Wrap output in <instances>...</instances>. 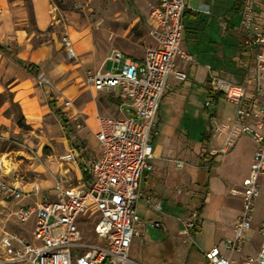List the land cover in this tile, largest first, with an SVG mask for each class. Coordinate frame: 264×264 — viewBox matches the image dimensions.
I'll return each instance as SVG.
<instances>
[{"label": "built area", "instance_id": "built-area-1", "mask_svg": "<svg viewBox=\"0 0 264 264\" xmlns=\"http://www.w3.org/2000/svg\"><path fill=\"white\" fill-rule=\"evenodd\" d=\"M185 9H191L187 0H157L149 10L148 35L153 43L144 48L140 59L112 48L104 61L111 62L113 71L96 70L86 76L85 82L92 90L118 98L117 111L123 107L127 110L122 116H96L99 152L87 165L88 183L82 180L68 185L64 177L57 176L49 188H43L37 182L23 184L0 178V199L14 204V218L19 222L33 218L31 238L22 231L1 232L0 264H138L128 257V250L131 238L137 234L133 225L145 228L147 224L139 219L136 203L140 179L152 168L155 115L169 78L179 82L187 78L184 69L176 66L175 58L191 59L179 49ZM238 31L251 61L240 82L208 74L210 93L220 94L235 106L228 123L219 120L214 124L213 135L218 141L208 154H226L241 134L250 137L254 148L247 175L238 190H231L241 202L232 234L221 247L212 245L203 251V264H235L242 244L249 241L247 231L264 178V0H242ZM61 43L66 57H74L71 40L66 36ZM36 81L49 84L43 73L36 75ZM60 159L72 161V150ZM182 165V161H175L177 168ZM24 199L30 202L20 203ZM152 207L161 210L159 202ZM196 218L195 211L178 218L180 232L188 234ZM80 225L88 226L94 241L83 239ZM149 225L160 226L158 222ZM256 233L258 250L240 255L239 264H264V216L256 224Z\"/></svg>", "mask_w": 264, "mask_h": 264}, {"label": "rangeland", "instance_id": "rangeland-1", "mask_svg": "<svg viewBox=\"0 0 264 264\" xmlns=\"http://www.w3.org/2000/svg\"><path fill=\"white\" fill-rule=\"evenodd\" d=\"M156 1L50 0L52 19L46 31L42 32L44 34L31 30L33 24L26 5L25 27L31 30V39L35 43L49 40L52 32H55L56 38L61 42L62 38L67 36V29H73L80 32L78 36L88 34L93 45L99 50L107 51L108 47H114L130 58L139 60L144 48L153 43L148 35L149 10ZM237 1L187 0L190 8L197 13L190 19L188 16L182 18L179 49L190 54L191 59L178 57L180 62L187 66L195 64L194 56L186 51L184 31L193 39L202 36L203 28L208 21L214 22L213 24L219 28L215 32L220 41L225 43L226 52L211 68L206 67L207 74L205 69L198 65L193 76L195 81L193 77L187 75L184 82L170 83L171 85L164 90L160 98L155 115L157 134L153 137L155 156L151 170L143 175L148 177V180L152 179L154 183H158L159 188H175L177 182V186L183 189L185 185L183 179L187 176L193 178L194 168L200 166L199 160L203 153L204 142L208 150L217 144L218 140L213 135L214 124L219 120L228 123L234 114V104L226 101L222 96L214 100L207 93L209 82L205 77L211 73L233 82H240L251 61L250 52L247 53L244 49L241 37H238L239 40L235 45L230 43L232 37L230 38L226 31H223V26L227 24L230 16L231 24L238 27V12L235 9ZM201 5L207 6L208 14L205 12L206 8L200 9ZM236 31L239 33L238 28ZM61 47L65 55L63 45ZM71 59L74 58L71 57L69 61ZM6 66L7 64L3 68L0 67V93L5 99L0 105V178L17 180L23 184L30 182L46 184V181L55 178V167L51 165L58 163H62V166L66 165L60 159L65 146L78 145L80 160L84 162L94 156L97 145L94 144L93 148H90L85 138L83 139L82 133L86 123L82 116H76L67 127H64L59 117L48 110L47 104L43 107L45 111L38 109L37 117L32 121L23 116L22 108L13 99V90L10 89V81L19 76L18 71H11L12 77H10ZM103 70L113 71L110 61L104 64ZM86 75L87 71L83 77L86 78ZM84 84L86 85V82ZM34 86L47 89L48 95L51 93L53 83L38 84L35 78ZM248 88L252 89L251 83ZM8 98L12 99L13 104L6 100ZM206 102H209L208 106ZM118 111L120 116L127 114L126 107ZM20 115L23 117L21 124L18 123ZM78 124L82 127H78ZM238 137L232 149L224 155L216 156V161L212 164L210 192L201 217L197 214V222L201 218L202 222L195 231H190L188 234L181 233L178 221V218H185L192 211L196 212L191 204L187 203L186 209L181 211L177 204V196L169 191L158 199L161 200V210L157 211L152 207L157 197L150 196L148 203L147 192L142 186L136 209L139 219L147 224L145 228L133 225L137 234L131 238L128 250V257L132 261L138 264H203V251L212 245L221 247L222 242L232 233V224L241 206L240 197L231 195L233 194L231 190L239 189V183L246 174L253 148V142L246 134ZM219 141L221 142V139ZM177 160L183 162L180 168L175 166ZM68 180L70 185L78 184L75 176ZM263 180L264 178L261 181ZM261 191L264 193V183H260V193ZM260 193L254 203V216L264 212V202ZM184 194L188 196L195 194L191 182L186 186ZM203 194L204 192H201L197 197H202ZM11 210L9 203L0 201V234L4 230H15L22 231L27 238H31L33 218L19 222L14 218ZM156 220L163 221L167 228L149 225ZM177 223L179 226L176 225ZM79 229L83 231L84 240L94 241L92 233L87 230L88 226L80 225ZM257 236L249 232V241L243 244V253L247 251L254 253L251 246L258 245Z\"/></svg>", "mask_w": 264, "mask_h": 264}, {"label": "crops", "instance_id": "crops-1", "mask_svg": "<svg viewBox=\"0 0 264 264\" xmlns=\"http://www.w3.org/2000/svg\"><path fill=\"white\" fill-rule=\"evenodd\" d=\"M237 2H240V0H238ZM237 2L235 4V9L238 12V22H239L240 7L237 6ZM31 3H32V16L35 27L39 29L40 32L41 31L44 32L51 24V19H52L51 18L52 7L50 0H42V3L40 0H31ZM202 8L203 9L206 8L207 10L205 12L207 14L209 13L206 5H201L200 9L202 10ZM188 10L194 12V10L192 9H188ZM190 18L191 17H189V19ZM206 20L208 21V19ZM25 23H26V9L22 0H10V1L0 0V44L8 45L9 49L12 51L10 54L0 53V67L3 68L7 64L6 70L8 72V76L10 77H12L11 71L13 70L18 71L19 76L17 78L14 77V79L10 81L11 84L10 89L13 90L12 91L13 99L22 108L23 116H25L27 120L32 121L34 118L37 117L38 109L40 110L41 108V111H45L43 110V107H45L46 104L48 106L47 102H48L49 94L47 95V89H42L41 87L34 86V80L38 73H43L48 78L49 84L50 82L53 83V86L50 89L51 90L50 94H52V97L54 98L55 107L63 115L64 119H66L65 125H63L62 121L60 120L61 124L64 127H67L68 123L72 119H75L76 116L79 115L83 117L86 123V128L82 133V135H84L83 139L85 138V142L87 145H89L90 148H93L94 144H96L97 152L94 154V156L89 157L87 162H84L80 160L78 145L70 146V147L65 146L64 153L66 151L72 150L74 159L72 161H67V162L63 161L64 164H66L64 166L61 165L62 163L61 164L58 163L57 165H51V166L55 167L54 177L57 176L64 177L65 183L68 185H70L69 184L70 181L68 179H70L72 176H75L78 182L82 180L84 181L83 171L86 172V168L89 161L92 159V157H95L99 152V148H98L99 143H97V140L95 138L96 116L97 115L120 116V115H119V111H117L116 108V102L118 101V98L115 96L108 95L100 90L99 91L92 90L89 87V85H87V83L86 85L84 84L85 76L83 77V74H85V71H87V75L89 73L95 72L96 70L104 71L103 66L107 62V61L105 62L104 59L107 53L114 47H108L107 51L99 50L97 49V47H95V45H93L92 39L88 34L78 36V34L80 33L79 31H75L73 29L72 30L67 29L66 34L67 37L72 41L71 46H73V50L75 53L73 57L74 59H71V61H69L70 59L66 58L65 57L66 55H64V53L61 50L62 43L56 38L55 32L51 33V37L49 40L35 43L31 39V34L27 33L25 29ZM213 23L214 22L208 21V23H206L205 27L203 28L202 36H196L194 39L190 38L188 33H185V31L183 33L186 51H189L194 56L195 64L191 66H187L186 64L181 63L180 62L181 60L178 57L175 58V64L179 69L187 68L185 69L187 70V72L185 70L184 71L188 73L187 75L189 77H193L195 75L196 68L198 65L203 67L206 71V67L211 68L215 64L214 62L222 59L223 57L222 54L226 52L225 43L223 44L220 41L221 39H219V37L217 36V32H215L216 30L218 31L219 28H217ZM236 28H238L237 25L234 26L231 24V16H230L229 20L227 21V24L223 26V31H226L228 36H230V38L231 37L233 38V39L231 38L230 43L235 45L239 40L238 37H240V34L236 31ZM243 47L246 50V52L249 53L244 45ZM13 58L19 59L25 63H31L33 65H36L38 67L37 74H32L31 72L27 71L21 65L13 61ZM173 82H179V81H175L172 77H170L168 81V87L166 89H168L169 86L171 85L170 83ZM81 85H83V87ZM66 100H69L70 104H66L65 103ZM48 110L51 111L49 106H48ZM153 137H152L153 157L151 158V164L155 156L154 155L155 144L153 143ZM248 138L250 139L249 136ZM253 148H254V144H253ZM251 156H252V152H251ZM199 168L200 167L194 168L193 178L187 176L185 179H183L185 184L183 189L177 186V182L175 188H171V187H165L163 189L159 188L157 187L158 183L153 182L154 180L152 179L148 180V177L146 176L143 177L145 173L149 172L146 171L143 173L139 182L140 195L143 186V189L147 192L146 199L150 202L149 197L152 195L156 196L157 201L155 202H159L161 209V200L158 199H160V197L164 196L169 191H171L172 193L174 192V194L178 198L177 204L181 211L183 209H186L187 203L191 204V207L197 211V207L201 203V210L197 211L201 217L203 209H205L206 207V199L210 192L211 174L205 177L203 176ZM248 168L249 165L247 167L246 174H244L242 178L247 175ZM178 180H179V176L177 174V181ZM204 181L207 183V188L203 194L204 196L197 197L198 194H201L199 188L202 186ZM52 182L53 180H48L46 181V184H41V186L43 188H49L52 185ZM190 182L193 188V192L195 194L188 196L187 194H184V191L186 186ZM261 183H264V180L261 181ZM260 194L264 202V193L262 192ZM231 195H238V194L233 193ZM0 201L9 203L11 205L12 208L11 211L13 214L14 204L12 202L2 199H0ZM28 202H30V199H24L20 203H28ZM263 216H264V212L256 216L253 215V222L251 228L247 231L248 236H249V232L258 235L256 233V224ZM234 219L232 223L234 222ZM154 222H158L160 225L155 227L167 228L166 224H164L163 221L156 220ZM201 222H202V218L200 221H198L195 224L194 229H196L197 226L200 227ZM176 225L179 226L178 223ZM243 244L241 247L240 255L241 256L247 254L251 255L252 254L251 252L248 251L246 253L242 252ZM251 248L254 249V253H255V251L258 250L257 249L258 245L254 247L251 246ZM240 255L235 256V264H239L241 257Z\"/></svg>", "mask_w": 264, "mask_h": 264}, {"label": "trees", "instance_id": "trees-1", "mask_svg": "<svg viewBox=\"0 0 264 264\" xmlns=\"http://www.w3.org/2000/svg\"><path fill=\"white\" fill-rule=\"evenodd\" d=\"M10 1V0H8ZM24 5H26L28 14L31 16V23L33 24V28L31 29L32 31L42 34V31L40 32L39 29H37L35 27L34 24V20H33V16H32V3L31 0H22ZM242 0H240V2H237V6L240 7ZM196 15V12H192L188 9H185V11L183 12V17L184 16H188V17H194ZM182 17V18H183ZM27 33H30L31 30L29 28H26ZM39 43V42H37ZM12 51L9 49L8 45H2L0 44V53L2 54H10ZM13 61H15L17 64L21 65L23 68H25L27 71L31 72L32 74H37L38 71V67L36 65H33L31 63H25L19 59L13 58ZM206 80H208V76L206 75L205 77ZM207 93L212 96V98L214 100H216L219 96H221L220 94H211L209 89H207ZM8 102H10V104H13L12 99L8 98L6 99ZM5 101V99L3 98V94L0 93V105ZM54 98L52 97V94L48 95V106L51 109V111L57 115L60 120L62 121L63 125L66 124V119H64L63 115L60 113V111L55 107V103H54ZM214 113V111L212 112V114ZM23 120L22 115H20V118L18 120V123L21 124ZM206 137V136H205ZM206 141V140H205ZM202 156L200 157V171L203 174V176L207 177L208 175H210V171L212 168V164L216 161V156H211L208 154V148L206 146V143L204 142V147L202 149ZM83 179L85 180V182H89L90 178L89 176L86 174L85 171H83ZM207 188V183L204 181V183L202 184V186L199 188L200 192H204ZM201 210V203L199 204V206L197 207V211ZM196 211V213L198 214V212ZM194 224L197 223V219L193 220ZM190 231H195L194 227L190 230Z\"/></svg>", "mask_w": 264, "mask_h": 264}, {"label": "bare ground", "instance_id": "bare-ground-1", "mask_svg": "<svg viewBox=\"0 0 264 264\" xmlns=\"http://www.w3.org/2000/svg\"><path fill=\"white\" fill-rule=\"evenodd\" d=\"M41 1V3H42V0H40ZM44 2V1H43ZM38 3V2H37ZM41 3H39V4H41ZM1 163V162H0Z\"/></svg>", "mask_w": 264, "mask_h": 264}]
</instances>
